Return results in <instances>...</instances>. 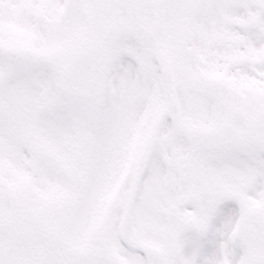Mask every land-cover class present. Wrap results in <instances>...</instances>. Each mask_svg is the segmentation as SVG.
<instances>
[{
    "label": "snow or ice",
    "instance_id": "6c2138e0",
    "mask_svg": "<svg viewBox=\"0 0 264 264\" xmlns=\"http://www.w3.org/2000/svg\"><path fill=\"white\" fill-rule=\"evenodd\" d=\"M0 264H264V0H0Z\"/></svg>",
    "mask_w": 264,
    "mask_h": 264
}]
</instances>
